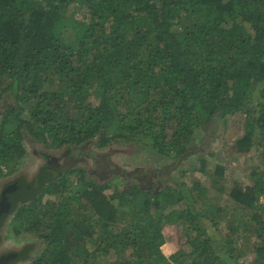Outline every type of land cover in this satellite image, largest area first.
<instances>
[{"label":"trees","instance_id":"16d2710c","mask_svg":"<svg viewBox=\"0 0 264 264\" xmlns=\"http://www.w3.org/2000/svg\"><path fill=\"white\" fill-rule=\"evenodd\" d=\"M236 113L234 150L260 166L230 205L177 181L100 183L77 162L11 215L12 235L37 238L30 264H101L111 252L109 264H264V0H0V177L28 141L82 146L83 158L91 145H133L171 161L160 178L200 150L198 132ZM172 225L183 226L181 248Z\"/></svg>","mask_w":264,"mask_h":264},{"label":"rangeland","instance_id":"374dc122","mask_svg":"<svg viewBox=\"0 0 264 264\" xmlns=\"http://www.w3.org/2000/svg\"><path fill=\"white\" fill-rule=\"evenodd\" d=\"M72 11L73 8L71 7L68 14ZM74 14L76 19L83 20L84 12H77L76 9ZM68 37L70 39L73 38L74 32H67L65 38L69 39ZM8 103H11V101H8L6 104ZM243 118V115L236 113L234 115H230L224 123L219 122L218 120L214 121L207 132H198V134H196L193 138V146L198 147L200 150L195 152L187 160L183 161L181 165H179L178 168L170 175L166 173L160 178H157L155 170L165 168L171 163L170 160L133 145H125L122 143L114 144L104 151L94 149V145H91L90 149L95 155L102 153L106 154L109 162L103 164V161L100 162L102 164L101 168L107 165H110L111 167L109 171H105L102 175L104 178L101 177L103 179H100V177L96 176V174L101 169L96 168L95 163L97 162L90 160V168L93 171L91 176L100 183L108 182L111 186H123L121 181L126 179L124 185L125 187H129L131 184L136 182V176L141 177V183H144L145 185L151 184L152 188L157 186L164 187L166 184L172 185V183L177 181L180 184L185 185L187 189H194L196 191L195 188L198 185L197 187L199 189L206 190L204 194L212 206L215 204L217 206L220 205L222 207H227L232 203L229 197L230 190L236 184H240L243 187L252 186L254 183L250 178V172L254 166H260V163L252 157V154L242 155L238 154L234 150L236 141L244 134ZM37 146L38 145L25 141L24 147L26 153L20 164L13 166V169L16 170L14 171V174H7L0 177V199L2 198V193L6 187L16 186L14 190L8 191L7 202L17 208L23 200V194H27V190L30 186L33 187L32 189L37 191V180L35 179L37 177L36 169L38 167L34 168L35 163H37V159L33 156L38 151ZM42 151L48 155L60 153L59 150L45 149ZM100 163H98L97 166ZM113 165L122 171V175H120V173L115 174ZM218 167L222 168L223 175L220 178L222 183L217 187H213L211 184V176H214ZM2 169L7 173L10 171V169L8 170L6 167H2ZM141 173H143V175L144 173H149L150 180L146 179L143 175H140ZM25 176L29 178L27 182L22 180ZM19 183H23V185L18 186ZM17 186L20 187V189ZM74 187L79 189L77 185ZM201 203L202 200H200L199 205ZM260 203L264 204V197L261 198ZM183 206L184 205L182 204L175 208L182 210ZM11 222L12 217L9 216L3 223L2 227H0V264L3 262L5 264H30V260L34 255L33 249L31 248L30 252V250L24 249L23 246H33L36 243L37 238H35L32 234H24L21 236L12 235L9 231V225ZM166 228L169 242L174 244L177 248L183 247L186 243L183 226L172 225ZM239 244L246 251V255L242 261L248 263L253 258L250 251H252L255 247V241L253 239H247L243 240ZM23 250L25 253L27 252L25 256L28 254L30 255L27 259H23L22 261L21 258ZM125 255L127 254L125 253ZM116 259L117 255H115L114 252H111V254L107 257L101 259L100 263L109 264Z\"/></svg>","mask_w":264,"mask_h":264},{"label":"flooded vegetation","instance_id":"af4514ba","mask_svg":"<svg viewBox=\"0 0 264 264\" xmlns=\"http://www.w3.org/2000/svg\"><path fill=\"white\" fill-rule=\"evenodd\" d=\"M84 149H85V147H82V146L81 147H77V148L70 147L68 149L59 150L60 153H55L53 155H48L47 153L42 151V150H45V149L38 150L36 152V154L33 155L37 159V163H35V167L34 168L38 167L36 169L37 177L35 179V180H37V183H36L37 185L35 184L37 186V188H36L37 191L40 188H41L40 190H42V187H44V186L48 185L49 183L53 182L58 177V175L66 172L68 170H71L77 162H79L78 164H81V166L88 168L90 170V173L93 172L92 169L90 168V160L93 161V162L94 161L97 162V163H95L96 164L95 166H96L97 169H101V170L97 172L96 176H99L100 179H103L104 177L102 175L105 173V171H109L110 168H111L110 165L103 166V168H101L103 163H108L109 162L107 160L106 154L102 153V154H96V155L92 154V155H90L89 153L90 152L93 153V152L91 151V149H89L90 151H89V153H87V155L82 154V155H84V158H83V157H81V155H79V153H80V151H82V153L86 152ZM100 162H102V164ZM98 163H100V164L97 166ZM113 167L115 169L114 170L115 174L116 173L117 174L120 173V175H122L121 174L122 171L119 170L118 167H116L114 165H113ZM153 173H155V172H153ZM149 175H150L149 173H147V174L144 173L143 176L146 177V179L150 180V176ZM101 177H103V178H101ZM22 180L24 182H27V180H29V178H27L25 176V178H23ZM136 180L142 182V179H141L140 176H136ZM20 184L23 185V183H20ZM32 188L33 187L30 186L28 188V190H27V194H23V198H22L23 200L21 201L19 206L22 205V204L30 202L32 199H34L35 197L38 196V193L40 192V190H39V192H37V191H35ZM23 248L26 249V250H30V252H31L32 245H25V246H23ZM26 253L23 250V254H22V258H21L22 261H23V259H27L29 257L30 254L25 256Z\"/></svg>","mask_w":264,"mask_h":264},{"label":"water","instance_id":"95a60500","mask_svg":"<svg viewBox=\"0 0 264 264\" xmlns=\"http://www.w3.org/2000/svg\"><path fill=\"white\" fill-rule=\"evenodd\" d=\"M21 185L22 184H20V183L18 184V186H21ZM14 189H15V186H8V187H6V189H4V191L2 193V198L0 199V227H2L3 223L5 222V220L9 216H11L13 213H15L16 210H17V207L12 206V205H10L7 202L8 191L9 190H14ZM2 264H5V263L3 262Z\"/></svg>","mask_w":264,"mask_h":264}]
</instances>
